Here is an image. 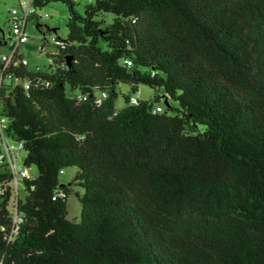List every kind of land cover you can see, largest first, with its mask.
Here are the masks:
<instances>
[{"label":"trees","instance_id":"1","mask_svg":"<svg viewBox=\"0 0 264 264\" xmlns=\"http://www.w3.org/2000/svg\"><path fill=\"white\" fill-rule=\"evenodd\" d=\"M34 2L66 5L68 37L50 71L15 73L29 89L0 87L38 170L14 224L0 162V264H264V0Z\"/></svg>","mask_w":264,"mask_h":264},{"label":"rangeland","instance_id":"2","mask_svg":"<svg viewBox=\"0 0 264 264\" xmlns=\"http://www.w3.org/2000/svg\"><path fill=\"white\" fill-rule=\"evenodd\" d=\"M21 0H0V42L4 41V38L8 36L9 29L11 27V12L16 9H20ZM92 2V0H75L76 10L79 14L84 15L86 7ZM38 23L41 25V29L37 27L36 20L31 19L27 25V31L29 34V41L26 45L22 46L20 52L23 57L28 61V69L31 71H50V60L49 55L56 52V48L51 44L47 45V40L50 41V36L55 35L60 39L65 40L68 37V9L62 2H52L44 8H38ZM109 21L112 20V16H109ZM57 29L54 33L53 30ZM4 32V35H3ZM45 36L47 37L45 39ZM8 52L6 44H0V60L4 54ZM17 82L14 80L13 84L15 86ZM10 86L11 80H2V72L0 71V87ZM119 98L116 103L118 110L125 107V101L122 94L131 93L130 86L121 85L119 87ZM136 99L141 102L149 101L154 96V91L145 85H141L136 94L133 95ZM175 106L176 104L173 103ZM161 107L166 108L164 101L160 104ZM2 111V106H0V112ZM4 118V117H3ZM25 157V154H23ZM78 169L75 167L67 168L64 173L60 175V182L65 185L72 183ZM30 177L33 179L38 176V170L35 166L28 169ZM73 193L68 199V213L67 218L71 221L79 222L81 220L82 205L79 201L77 194H83V189L79 186L73 184ZM20 197L24 198L23 186H19Z\"/></svg>","mask_w":264,"mask_h":264},{"label":"built area","instance_id":"3","mask_svg":"<svg viewBox=\"0 0 264 264\" xmlns=\"http://www.w3.org/2000/svg\"><path fill=\"white\" fill-rule=\"evenodd\" d=\"M37 13L38 7L35 5L34 0H21L20 9H14L11 12V36L10 39L5 42L8 52L4 56H2L0 60L2 80L3 78L9 79L11 80V84H13L15 80L17 82L15 86L17 84H20L25 89H29V82L18 80L15 77V73L20 70L21 67L28 66V61L21 55L20 49L29 41L27 25L30 20L37 15ZM50 38L52 39L51 41L55 42L57 45L61 44V41H58L57 38H55L53 35H51ZM105 96L106 95L103 94L102 98H104ZM98 102L100 103L101 99ZM131 102L133 104H136L137 99L132 98ZM161 111V107L155 108V112ZM8 129L9 122L5 117L3 118L0 112V162L6 164L13 175L12 182L10 183V186L13 188V196L10 209L14 224H17L20 221L17 211V201L20 197L19 186L22 185L24 190V181L32 180V178L28 173V169L24 166L23 143L13 141L7 134ZM62 173H64V171H61V174ZM6 189L7 187L5 185L0 184V196L6 192Z\"/></svg>","mask_w":264,"mask_h":264},{"label":"crops","instance_id":"4","mask_svg":"<svg viewBox=\"0 0 264 264\" xmlns=\"http://www.w3.org/2000/svg\"><path fill=\"white\" fill-rule=\"evenodd\" d=\"M53 32L56 33V32H57V29H54ZM53 36H54L55 38H57L58 41H60V38H59L58 36H55L54 34H53ZM45 37H46V36H45ZM46 38H47V37H46ZM51 40H52V39L50 38V41H47L46 44H47V45H51V44H52V45L55 47L57 44H56L55 42H52ZM0 44L5 45V42L1 41ZM55 53H56V52H55ZM4 55H5V54H4ZM4 55H3V56H4ZM21 55L23 56L22 53H21ZM27 68H28V66H27ZM29 70H30V69H29ZM30 71H31V70H30ZM38 72H40V71H38Z\"/></svg>","mask_w":264,"mask_h":264},{"label":"flooded vegetation","instance_id":"5","mask_svg":"<svg viewBox=\"0 0 264 264\" xmlns=\"http://www.w3.org/2000/svg\"><path fill=\"white\" fill-rule=\"evenodd\" d=\"M10 36H11V33H10V29H9L8 36L6 38H4V36H3L4 41L5 42L8 41L10 39Z\"/></svg>","mask_w":264,"mask_h":264},{"label":"water","instance_id":"6","mask_svg":"<svg viewBox=\"0 0 264 264\" xmlns=\"http://www.w3.org/2000/svg\"><path fill=\"white\" fill-rule=\"evenodd\" d=\"M3 35H4V32H3Z\"/></svg>","mask_w":264,"mask_h":264}]
</instances>
